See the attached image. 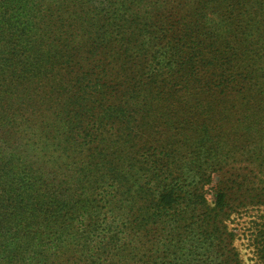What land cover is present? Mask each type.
Here are the masks:
<instances>
[{
	"label": "trees",
	"instance_id": "obj_1",
	"mask_svg": "<svg viewBox=\"0 0 264 264\" xmlns=\"http://www.w3.org/2000/svg\"><path fill=\"white\" fill-rule=\"evenodd\" d=\"M255 209L264 0H0V264H241Z\"/></svg>",
	"mask_w": 264,
	"mask_h": 264
},
{
	"label": "rangeland",
	"instance_id": "obj_2",
	"mask_svg": "<svg viewBox=\"0 0 264 264\" xmlns=\"http://www.w3.org/2000/svg\"><path fill=\"white\" fill-rule=\"evenodd\" d=\"M219 177L214 178V184L217 183ZM215 186L212 185L208 189V200L214 202L216 193ZM263 209L250 210L241 215L233 216L230 223V230L236 235L233 240L232 247L239 255L241 264H264L259 258L258 249L255 245V233L263 222Z\"/></svg>",
	"mask_w": 264,
	"mask_h": 264
}]
</instances>
